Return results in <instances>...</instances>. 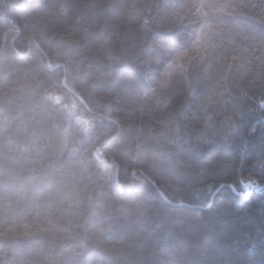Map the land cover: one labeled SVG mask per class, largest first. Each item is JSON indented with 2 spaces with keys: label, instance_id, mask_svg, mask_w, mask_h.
I'll list each match as a JSON object with an SVG mask.
<instances>
[{
  "label": "trees",
  "instance_id": "16d2710c",
  "mask_svg": "<svg viewBox=\"0 0 264 264\" xmlns=\"http://www.w3.org/2000/svg\"><path fill=\"white\" fill-rule=\"evenodd\" d=\"M264 0H0V264H264Z\"/></svg>",
  "mask_w": 264,
  "mask_h": 264
},
{
  "label": "snow or ice",
  "instance_id": "6c2138e0",
  "mask_svg": "<svg viewBox=\"0 0 264 264\" xmlns=\"http://www.w3.org/2000/svg\"><path fill=\"white\" fill-rule=\"evenodd\" d=\"M255 163H256V166L264 170V161H258ZM239 183L241 185V189L239 191H236V195L241 198L249 197L250 195L249 189L251 186H256L258 190H261L262 188H264V185H261L260 181L252 177H249L247 179H241Z\"/></svg>",
  "mask_w": 264,
  "mask_h": 264
}]
</instances>
